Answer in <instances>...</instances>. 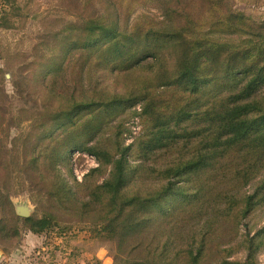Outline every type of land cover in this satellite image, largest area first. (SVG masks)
Listing matches in <instances>:
<instances>
[{
  "label": "rangeland",
  "instance_id": "obj_1",
  "mask_svg": "<svg viewBox=\"0 0 264 264\" xmlns=\"http://www.w3.org/2000/svg\"><path fill=\"white\" fill-rule=\"evenodd\" d=\"M244 60L264 0H0V264H264V148L186 170Z\"/></svg>",
  "mask_w": 264,
  "mask_h": 264
},
{
  "label": "trees",
  "instance_id": "obj_2",
  "mask_svg": "<svg viewBox=\"0 0 264 264\" xmlns=\"http://www.w3.org/2000/svg\"><path fill=\"white\" fill-rule=\"evenodd\" d=\"M261 46L263 47L262 44ZM243 64L244 65L240 67L238 71L234 70V72H237L238 74L231 79V87L234 89L236 86L237 88L236 93L229 97V100L231 101L229 103L231 105H228V107L226 104L223 105V115L215 113V116L213 117L216 118L218 116V121L222 123L221 129L223 130L224 138L222 139L221 136L216 137L214 139L215 141L212 140L213 143L211 140H208L209 143L206 145V147L209 149H207V151L203 150L205 146L203 145V139L195 141L199 142L203 146L196 150L199 151V153L195 159L189 162L190 165L188 168H186L187 172H193L202 165L218 163L221 158V152H223V156H225L227 152L234 149L242 150L245 148L247 150L254 151L258 148H264V104L260 101L264 99V90H261V88L264 86V63L262 66H260V69H256V67L248 65L245 60ZM186 75L188 76L189 81L192 83V90L197 91L198 82L195 78L194 72L189 70L184 76ZM234 79L237 80L238 85ZM242 144H244L243 147L236 148L238 145ZM200 150L205 151V153H200ZM54 152L55 150L50 151L47 156V158L51 159L50 165H48V167L52 166V170L57 173V169H55L54 165L59 163V160L62 159V157L58 153L54 155ZM115 164L116 167L113 168L115 173L111 175L112 179L115 177L116 180H112L115 183L112 184L109 182L107 186L109 188L113 187L114 192L118 193L119 190L123 189L124 187V165L126 164L124 156L122 155L121 158L115 162ZM53 188L52 190H55V188ZM252 198V195L248 196L246 198V204H249ZM27 223H29V230L32 234H41L50 226V220L48 218H41L37 220L30 219ZM139 226L140 225L137 224L136 229L139 228ZM108 228L109 225L105 226L106 230H108ZM116 228L117 230L113 233L116 236H122V234L127 229L126 226H117ZM137 242L140 245L143 244L141 240H138ZM140 245H134V247H138L141 250ZM125 247L126 244L124 245V248ZM146 248L149 247L146 246ZM155 248L156 247H154L153 250H155Z\"/></svg>",
  "mask_w": 264,
  "mask_h": 264
},
{
  "label": "water",
  "instance_id": "obj_3",
  "mask_svg": "<svg viewBox=\"0 0 264 264\" xmlns=\"http://www.w3.org/2000/svg\"><path fill=\"white\" fill-rule=\"evenodd\" d=\"M18 212L22 217H27L29 215V211L26 208H19Z\"/></svg>",
  "mask_w": 264,
  "mask_h": 264
}]
</instances>
